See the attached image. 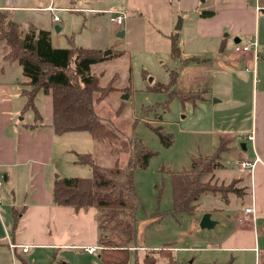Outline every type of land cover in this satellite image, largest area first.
<instances>
[{"label": "rangeland", "instance_id": "obj_1", "mask_svg": "<svg viewBox=\"0 0 264 264\" xmlns=\"http://www.w3.org/2000/svg\"><path fill=\"white\" fill-rule=\"evenodd\" d=\"M91 1L75 0L70 4V1L56 0L58 6L73 4L81 11H57L60 21L55 24L46 14L39 18L50 30L55 44L67 48H96L102 54L111 50L107 58L91 64L90 70L101 73V85L111 82L114 87L105 99L95 103V110L118 137L94 141L87 131H78L58 138L57 152L62 157H57L53 175L90 177L91 168L76 164L75 153H90L102 166L115 163L125 166L131 157V145L133 148L142 146L152 155L145 168L137 167L133 172L138 201L137 232L128 264H143L144 256L151 255L153 249L155 264H167V259L161 257L158 250L162 248L169 249L178 264H256L258 255L264 256V217L255 221L257 258L253 252L227 250L223 244L237 228L236 214L250 205L251 188H245V195L228 192L224 198L205 193L196 202L193 213H175L171 179L172 174L189 170L192 159L216 154L219 146L225 167L215 172L211 182L223 188L239 176H248V170L238 167L237 155L246 130L253 128L254 135L257 130L253 102L256 89L264 85V11L255 19L259 56L252 66L243 59L238 62L240 54L232 50L231 38L222 51L212 42L198 44L193 40L194 33L188 29L187 23L191 16L171 12L175 5L179 7L176 0H129L128 16L122 25L114 22L112 10L127 9L123 0H98L99 8L105 9L98 13L83 9ZM137 2H140V8L135 6ZM249 7L253 5L249 4ZM137 10L143 15L139 16ZM201 11L195 12L200 15ZM196 13L193 12L192 17ZM182 15L185 25L176 30L179 19L182 24ZM57 27L62 29L57 30ZM123 31L125 34L119 36ZM172 33L179 34L178 55L171 52ZM192 58L197 59L190 60ZM203 58L210 60H200ZM222 62L233 66L232 73L226 71ZM218 69L223 72L218 74ZM173 72L177 74L175 82H172ZM219 76L224 83L231 85L224 95L218 93ZM214 91L218 95L213 96ZM191 93H200L208 100H194L196 96ZM49 95L52 103L51 93ZM213 98L220 101L215 102ZM36 102L44 116L46 95L40 92ZM153 127H160L162 138ZM229 136H234L235 141L227 150L229 139L226 137ZM236 187L241 185L238 183ZM5 194L10 195V191L0 195V214H3L1 202H4ZM206 213L217 223L201 228L200 220ZM31 251L24 255L29 264H104L98 257L99 251L85 256L77 249L41 250L39 257L36 253L29 257ZM0 264L23 263L9 251L1 249Z\"/></svg>", "mask_w": 264, "mask_h": 264}, {"label": "crops", "instance_id": "obj_2", "mask_svg": "<svg viewBox=\"0 0 264 264\" xmlns=\"http://www.w3.org/2000/svg\"><path fill=\"white\" fill-rule=\"evenodd\" d=\"M66 1H70L71 4L75 0ZM92 1L90 2L91 6H83L85 11L98 13L105 10L99 8L98 0ZM123 1L127 9H116L112 12L123 10L127 17L128 7L130 8L129 0ZM176 2L179 7L175 5L171 12L177 15L186 13V17L187 15L191 16L187 22L188 29L194 33L193 40H196L198 44L212 42L214 47L219 45L220 51H222L229 38L233 39L234 44L248 37L256 36L257 38V30L254 29L255 19L257 14L264 9L256 11L254 0L250 2L249 0H176ZM56 3H58L56 0H0V25L9 22L15 23L23 33L46 31L52 47L67 48L60 46L59 43H54L50 30L39 17L46 14L50 22L55 24L60 21L56 16L57 11L80 12L81 10L75 8L73 4L61 7ZM249 4L253 7H249ZM258 5L264 7V0H258ZM135 6L140 8V2H137ZM213 9L216 11L212 16L202 17L198 14L200 10L214 12ZM138 12H140L139 16L143 15L141 10H137L136 13ZM193 12L196 13L194 17H192ZM54 16L57 17V21L53 20ZM182 18L181 27L183 28L185 25L184 16ZM61 29L62 27L59 28V30ZM123 34H125L124 31ZM176 35L178 37L179 34L176 33ZM7 52L8 46L0 40V175L4 181L0 185V195L10 191V195L5 194L6 198L4 202H1L3 214H0V251L1 249L9 251L23 264H29L24 255L28 254L30 250L33 251L29 257H33L35 253L39 257L41 250L57 252L62 249H77L82 251L81 255L92 256L98 250L89 254L84 250V247L98 246L95 208L74 211L71 206L55 204L52 194L55 180L66 177V174L62 173L53 175L58 161L57 157H62L57 152L58 138L73 132L62 135H57L54 132L52 103L49 94H45L47 104L44 116L39 112L37 96L34 100V108L24 107L26 97L23 95V89L26 88L27 78L17 62L7 60ZM207 59L210 60V58L200 60L206 61ZM241 59L252 65L251 52L240 54L238 62ZM199 61L197 60V62ZM207 64L210 63L207 62ZM222 65L225 66L228 73H232L233 66L230 63L222 62ZM219 72L223 71L218 69L217 73L219 74ZM218 79V93L223 95L226 91L228 93L231 85L224 83L221 76ZM212 86L215 89L213 84ZM218 93L214 91L212 95H218ZM203 99L208 100L205 97ZM219 99L222 100V97ZM219 99L213 98L215 102H219ZM253 105L258 121L257 123L255 119L257 130L255 135L253 133L254 141L252 144L246 139V135L253 129L249 128L245 132L244 140L240 141L241 148L238 150L237 156L239 157L238 161L242 159L252 161L256 156L259 157V161L256 162L252 170H248V176H239L236 179H241L239 181L241 186L245 182L244 185L248 190L249 187L251 188V203L245 207H253L254 219L250 215H245L243 211L237 213L234 218L237 228L225 239L223 244L227 250L237 249L239 252H253L257 258L256 242L254 241L256 237L255 221L264 217V85L260 89H256ZM36 112L39 116L38 120ZM226 138L229 139L226 147L228 150L230 144L234 143L235 137ZM224 167L223 164L220 169L222 170ZM17 211L19 215L15 213ZM10 244L16 245V248L10 249ZM21 246L28 247V251L24 252ZM260 258L258 255L256 264Z\"/></svg>", "mask_w": 264, "mask_h": 264}, {"label": "trees", "instance_id": "obj_3", "mask_svg": "<svg viewBox=\"0 0 264 264\" xmlns=\"http://www.w3.org/2000/svg\"><path fill=\"white\" fill-rule=\"evenodd\" d=\"M213 14V11H201L200 16ZM0 26V40L8 46L7 60L17 62L27 78L26 88L23 89L25 108H34V100L39 92L51 93L52 128L57 135L87 131L94 141L118 137L95 110V103L105 99L114 87L111 82L101 85V73L90 70V65L107 56L93 48H54L46 31L23 33L12 22ZM170 41L172 54L178 55L176 33L170 35ZM176 75L173 72L172 82L176 81ZM191 94L196 96L194 100L204 98L200 93ZM181 98L184 99V96ZM36 115L38 120L37 112ZM153 130L160 138L163 137L160 127H153ZM131 149V157L125 166L116 163L102 166L90 153H75V163L88 165L91 176L57 178L52 191L55 204L71 206L74 211L95 208L99 258L104 264H128L130 248L136 241L138 201L133 186V172L137 167L145 168L152 153L142 146L133 148L131 145ZM221 152L219 146L216 154L192 159L189 170L172 174L175 213H193L196 202L205 193L223 198L228 192H235L239 196L246 194L245 185L236 187L241 179H234L223 186L224 189L211 182L215 172L223 167ZM15 213L19 215L18 211ZM158 250L161 257L167 259V264H178L169 249ZM154 251L144 256L143 264L156 263L152 255ZM258 264H264V256Z\"/></svg>", "mask_w": 264, "mask_h": 264}, {"label": "built area", "instance_id": "obj_4", "mask_svg": "<svg viewBox=\"0 0 264 264\" xmlns=\"http://www.w3.org/2000/svg\"><path fill=\"white\" fill-rule=\"evenodd\" d=\"M254 1H255L256 11H261L264 9V7H261L260 5H258V0H254ZM112 13L115 15L113 17L114 22L117 25H122L124 23V19L126 17V12L121 10V11H114ZM53 20L57 21L58 19L56 16H54ZM258 47H259L258 40H257L256 36H254V37L245 38V40L239 41L238 43H235L232 47V50L237 54H245V53L251 52L252 53V66H254L256 61L258 60V56H259ZM246 139L253 144L254 135H253L252 131L248 135H246ZM258 161H259V157L256 156L255 159L252 161H249L247 159H242V160L238 161L237 164L241 169L252 170L254 168L256 162H258ZM1 184H2V177L0 175V185ZM243 212L245 215H248V216L250 215V216H252V219H254L253 207H251V206L245 207L243 209ZM9 246H10V249L16 248V245H14V244H10ZM21 248L24 252H26L28 249V247H26V246H24V247L21 246ZM99 249H100L99 246H97V247H84V250L89 254H92L96 250H99Z\"/></svg>", "mask_w": 264, "mask_h": 264}, {"label": "water", "instance_id": "obj_5", "mask_svg": "<svg viewBox=\"0 0 264 264\" xmlns=\"http://www.w3.org/2000/svg\"><path fill=\"white\" fill-rule=\"evenodd\" d=\"M175 28H176V30H179L181 28V19H179ZM57 30H59L58 27H57ZM122 35H123V32L119 33V36H122ZM110 53H111V50H107L103 53V56H107ZM214 224H215V222L210 219L209 213L204 214L200 220V227L201 228H209V227H212Z\"/></svg>", "mask_w": 264, "mask_h": 264}]
</instances>
